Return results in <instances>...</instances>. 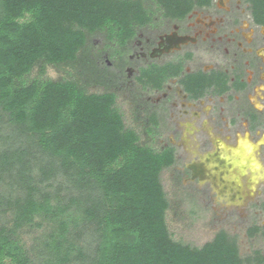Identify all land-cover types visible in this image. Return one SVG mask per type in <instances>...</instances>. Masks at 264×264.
<instances>
[{
	"label": "trees",
	"instance_id": "1",
	"mask_svg": "<svg viewBox=\"0 0 264 264\" xmlns=\"http://www.w3.org/2000/svg\"><path fill=\"white\" fill-rule=\"evenodd\" d=\"M145 1L0 0V122L4 117L16 135L33 138L0 150V182L7 176L19 191L0 193V206L11 209L14 219L9 229L0 225V264L6 258L11 264L29 262L16 231L36 215L57 223L46 245L50 256L46 264H69L72 251H76L73 259L89 264H243L236 243L225 231L201 247L171 238L159 174L175 164V148L140 145L115 107V92L88 93L73 80L23 81L37 61L54 65L75 61L96 35L103 39L101 51L111 57L121 55L137 29L152 22L153 11ZM151 1L165 17L176 20L184 19L195 6L211 3ZM246 1L252 22L264 27V0ZM182 66L179 60L151 65L140 71L137 81L157 90L177 77L194 99L211 87L219 93L230 89L221 71L182 76ZM234 86L240 89L244 83ZM152 122L156 124L154 117ZM33 168L38 171L36 178ZM59 174L66 175L70 191L76 192L69 196L71 204H52L50 193L40 186ZM72 205L78 212L74 220L69 212ZM78 222L81 232L97 236L90 253L67 238ZM254 230L258 228L249 229V234ZM248 264H264V256Z\"/></svg>",
	"mask_w": 264,
	"mask_h": 264
},
{
	"label": "rangeland",
	"instance_id": "2",
	"mask_svg": "<svg viewBox=\"0 0 264 264\" xmlns=\"http://www.w3.org/2000/svg\"><path fill=\"white\" fill-rule=\"evenodd\" d=\"M233 0H223L222 6L231 8L230 12L219 7L207 10L196 9L194 26L188 28L187 33L194 34L195 44H188L179 51H173L157 62L171 58L176 52L190 51L193 57L187 66L202 67L207 69L211 64H219L225 61V54L230 50H238L237 45H243L242 49L251 50L252 59L256 65L254 76H258V85L245 100L229 101L225 96L220 99L191 101L182 94L180 87L173 82L167 86L171 92L169 99L161 102L165 96L161 93L151 92L137 83L135 76L137 66L144 63L130 62L126 59L121 63L120 56L111 57L106 50L101 51L103 39L101 35L89 38L84 48L73 62L67 64H48L37 61L32 69L23 77L28 84L34 79L77 82L88 93H100L104 91L115 92V107L121 114L125 128L133 130L138 136V143L154 150H161L166 146L175 148V164L165 167L159 174L168 207L165 212V220L171 238L183 245L201 247L204 243L213 239L219 231H225L236 243L239 256L243 264L255 263L256 258L264 256V175L261 176L255 187L249 190L240 204L229 203L224 198H218L210 187V184L201 182L193 177V172L188 164L198 155L212 150L211 139L220 137L230 145L237 143L238 136L248 131L247 139L257 142L260 132L264 133V31L251 23V17L246 10H237L232 4ZM148 9H156L151 0L145 1ZM242 19V25L238 27L239 33L233 38L220 37L213 34L219 25L225 24L226 19ZM253 26L254 31L246 28ZM181 27V25H180ZM169 28V22L164 21L159 26H148L143 30L148 38H155L156 34ZM221 28V27H220ZM182 28H180L181 30ZM234 29V30H238ZM184 31V30H183ZM228 31L220 30L218 34ZM198 33V34H197ZM206 40V41H204ZM246 40V41H245ZM255 45L249 49L247 41ZM240 41V42H237ZM132 47L126 48L122 54L127 56ZM126 56V57H127ZM130 67L134 71L130 70ZM129 68V69H127ZM249 77L252 73H248ZM235 99L237 96L234 97ZM160 99V100H159ZM250 105L259 115V130L251 131L248 121L239 116L238 106ZM1 113V110H0ZM154 117L153 124L152 118ZM231 120L234 123H231ZM3 117L0 122V150L8 146L16 147L30 143L33 140L25 135H16ZM29 137V136H28ZM255 156L264 169V142L258 144ZM37 170L33 168L32 175L37 177ZM244 177L243 182L245 183ZM43 190L50 193L52 204H71L69 196L70 182L66 175L59 174L53 180L40 184ZM14 189L13 194H18L15 184H9V178L5 176L0 182V193L7 195ZM72 205L69 212L72 220L78 212ZM77 221V220H76ZM12 210L0 206V225L7 229L13 226ZM79 226L72 227L68 233V240L72 239L79 249L90 253L95 245L97 236L91 231H80ZM57 223L50 218L36 215L33 221L20 229L16 236L20 239L29 258L27 264H46L49 259L46 245L50 241L52 233H56ZM254 230L252 235L248 230ZM94 234V235H93ZM76 251H72V261L69 264H89L87 260H75ZM4 264H11L6 258Z\"/></svg>",
	"mask_w": 264,
	"mask_h": 264
},
{
	"label": "flooded vegetation",
	"instance_id": "3",
	"mask_svg": "<svg viewBox=\"0 0 264 264\" xmlns=\"http://www.w3.org/2000/svg\"><path fill=\"white\" fill-rule=\"evenodd\" d=\"M222 4H223V0H211L210 5L195 6L182 20L170 19L168 17H165L162 12L158 11L157 8L152 10L153 11L152 22L150 24L145 25V26L139 27L137 29L134 37L126 45L125 49L126 48L128 49V47H130V46L132 47V51L130 52V54L128 56L126 54L118 55V57L120 56L119 59H120L121 63H125L126 59L129 60L130 62H139V61L144 62V63L140 64L139 66H137V74L135 76L136 81H137V77L140 75V71L142 69L150 67L151 65H166V63L169 61H178V60L183 64L182 70H181L182 76L187 75V74L196 73V72L209 74L212 71H217V72L221 71L227 75V84L230 86V89H228L227 91H224L222 93H219L218 91H215L214 87L213 88L211 87V88H209L211 90V91H209V93H206V94L202 95V97H199L196 99L190 97L192 95L184 90V88L178 82L177 77L169 78L164 83V86L162 89H157V90L156 89H150L147 86L146 89L151 91V92L164 94L165 97L161 100L159 99L161 102L169 99L171 92L167 91V86L170 85L173 82V80L180 87V90H182V94H184V96H187V98L191 101H201L204 98H207L209 100H213V98L220 99V98H222V96H225V100L221 101V103L234 101V100H236L238 102L241 99L245 100L246 96L252 95L251 91L255 87L259 86L258 85V76H254L255 70L257 67H256V65L252 59L253 56L250 54V53H252L251 48H253L255 46V45L251 44V42H252L251 40L246 42L248 45V48L251 50L242 49L243 45H241V44L237 45L238 50H230V51L226 52L224 62H221L219 64H211L207 69H203L202 67H200V68H198V67L192 68L191 67V70L187 69V66H189V63L193 57V53L190 51H185L182 54L179 52H176L168 60L162 61L161 63L157 62V60H160L161 58L170 54L171 52L179 51L181 49V47H183L185 45L196 43L195 42L196 40L194 38V34L187 33L188 28L194 26L192 24V19L195 18L196 9L207 10V9L214 7V5H215L216 7L224 9L227 12L231 11V8L227 9V8L223 7ZM232 4H233L235 9H237V10L242 9L241 14H244L246 10L250 14V11L248 8L249 4L246 0H233ZM155 7H156V5H155ZM250 17H251V15H250ZM164 21L169 22V28L165 29L164 31L157 33L156 37L154 39L148 38L147 34H145L143 32V30H141V29H144L148 26L157 27L161 23H163ZM223 22H226V23L219 25V28H216L213 31V34L218 36V37H220L222 35H225L224 37H226V38L232 37L233 38L232 41L235 42L236 39L232 35H234V33H239V31H240L239 29H241V28L238 29V27L240 25H242L243 20L239 19V18H233L232 20L226 19ZM251 23L257 27H260L264 31V27L253 23L252 19H251ZM180 25H181V27H180ZM180 28H182V29L180 30ZM246 28L247 29L250 28L254 31L253 26H250V24H248ZM234 29H238V30H234ZM220 30L228 31V32L224 33V34H218ZM172 33H174L178 36H181V37L182 36L188 37L189 40L183 42L182 44H179L178 46L172 45V46L167 47L166 46V37ZM204 41H206V40H204ZM237 42H240V41H237ZM254 49H255V47H254ZM127 69H129V68H127ZM130 70L134 71V69L132 67H130ZM248 73L249 74L252 73V76L249 77ZM237 75H239L238 78L236 77ZM237 82L239 84L244 83V86L241 87L240 89H236L234 84H236ZM137 83L140 84L142 87L144 86L143 84H141L138 81H137ZM235 96H237L236 99L234 98ZM238 109H240L239 110V112H240L239 116L245 118L248 121L249 129L251 131L254 132V131L260 129L261 124L258 123L259 115L256 112V110H254L250 105H245L243 103L238 106ZM250 113L255 114L254 118H252L250 116ZM252 119H253V121H252ZM231 123L233 124L234 121L231 120ZM252 124L255 125L254 129H252ZM211 142H212L211 149H213V139H211Z\"/></svg>",
	"mask_w": 264,
	"mask_h": 264
},
{
	"label": "bare ground",
	"instance_id": "4",
	"mask_svg": "<svg viewBox=\"0 0 264 264\" xmlns=\"http://www.w3.org/2000/svg\"><path fill=\"white\" fill-rule=\"evenodd\" d=\"M187 40L188 37L172 33L166 37V46H178ZM247 136L248 131L239 135L235 145L214 137L213 149L198 155L188 164L193 177L202 183L207 181L218 198L238 205L264 175V169L255 156L258 144L264 142V133L260 132L257 142L248 140Z\"/></svg>",
	"mask_w": 264,
	"mask_h": 264
}]
</instances>
